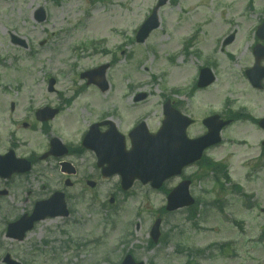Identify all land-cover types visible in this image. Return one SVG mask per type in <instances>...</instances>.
<instances>
[{
  "label": "rangeland",
  "instance_id": "obj_1",
  "mask_svg": "<svg viewBox=\"0 0 264 264\" xmlns=\"http://www.w3.org/2000/svg\"><path fill=\"white\" fill-rule=\"evenodd\" d=\"M156 2L0 0V84H13L10 93L0 88V96L31 94L34 108L49 104L61 110L47 125L35 121L38 154L52 137L76 143L101 118L115 122L125 136L142 119L155 132L167 95L198 121L190 137L204 129L202 118L228 109L225 100L231 111L245 108L253 117L264 115V92H253L245 78L247 47L254 39L253 27L264 18V0H169L159 10L160 27L138 44L136 30ZM40 8L43 22L35 20ZM230 31L235 40L219 49ZM13 35L27 47L12 45ZM209 59L215 64V81L191 96L197 70ZM101 64L110 65L105 75L110 88L102 93L79 77ZM50 75L54 92L48 90ZM171 89L182 93L174 95ZM136 93L147 94V100L134 104ZM246 124L223 133L235 142L214 150L216 165H193L186 171L196 202L189 213L159 212L166 195L141 183L122 193L119 178H102L84 153L76 160L80 172L74 187L68 189L72 214L67 219L43 221L19 243L6 237L3 224L21 216L25 207L13 202L21 197L0 199V264L6 254L21 264H120L126 255L145 264H264V159L259 156L264 134ZM245 139L246 147L237 143ZM218 165L226 168L230 180L214 182V174L225 173L214 171ZM39 166L42 198H47L63 187V176L53 160ZM86 180L96 183L95 188ZM177 183L171 180L166 188ZM231 183L242 192L231 190ZM158 218L161 239L150 246L149 232Z\"/></svg>",
  "mask_w": 264,
  "mask_h": 264
},
{
  "label": "flooded vegetation",
  "instance_id": "obj_2",
  "mask_svg": "<svg viewBox=\"0 0 264 264\" xmlns=\"http://www.w3.org/2000/svg\"><path fill=\"white\" fill-rule=\"evenodd\" d=\"M19 46L23 48L26 47L24 43H19ZM247 48V57L250 59V63H248V66L250 65L249 68L253 67L258 59V67L264 69V40L259 41L253 39ZM3 61L4 60L1 59L0 56V68H3ZM1 79L2 74L0 73V82L2 81ZM12 86L13 84L10 83L0 84V88L6 93L11 92ZM251 90L259 94L263 93L264 81L261 90L255 88ZM175 105L178 110L182 109L180 103ZM49 107L56 110L58 112L57 115L48 122L40 123L49 124V122H52L59 116L61 110L54 106L49 105ZM37 110L38 109L34 108V101L31 94L26 97L20 94H5L4 96H0V199H2L1 202H5V199L11 200L9 198L14 199L21 197L20 200L17 199V202L15 199L13 202L14 204L17 203V207H19L20 204L24 206L23 214L29 215L33 211L34 206L43 201L39 166L40 157L38 155L36 133V122H39L36 119ZM252 118L248 113H240V111L236 113L227 111V115L224 117L225 120L229 121L230 126H234V124L238 123L244 126L245 122L250 124L249 121ZM101 130L104 132L105 127ZM205 131L206 129L204 128V131L199 133L198 136H202ZM261 133L264 134V130H261ZM262 140L264 141V137L261 141ZM81 141L82 140H78L75 143L76 145H67L68 155L62 158V160L51 157V159L58 160L57 165H59V174L63 176L61 183L63 187L59 189L64 192L67 204L68 200L71 198L67 188L74 187L72 184H69L71 187H68L67 181L70 182V180L80 172V166L76 163V160L82 159L83 153L84 155L89 154L92 157L93 164L91 165V169L95 172H100L95 161V155L84 150ZM47 148H49V146ZM261 152L264 154V148L261 149ZM209 157L211 158V156ZM66 162L69 165L63 166L62 163ZM73 170L75 173L72 177H69L67 174ZM71 212L72 210L69 208V214H71Z\"/></svg>",
  "mask_w": 264,
  "mask_h": 264
},
{
  "label": "water",
  "instance_id": "obj_3",
  "mask_svg": "<svg viewBox=\"0 0 264 264\" xmlns=\"http://www.w3.org/2000/svg\"><path fill=\"white\" fill-rule=\"evenodd\" d=\"M166 1L167 0H160L159 4L154 8L152 15L148 18V21L140 29L137 37L139 42H143L147 35L158 26L157 10L159 9L158 7L162 6ZM39 19L43 20L44 17L41 16ZM105 69L106 67H102L100 70L91 71L90 73L82 76L88 77L89 82H91L93 77L92 75L98 74L102 78L98 87L105 91L107 89L106 81L103 76ZM257 79V77L252 78L256 85H258ZM212 80L213 76L211 72L203 70L199 80V86H207ZM142 98H144V96L138 97L137 100ZM166 106L168 112V123L163 124L156 135H150L143 124L137 127L130 135L133 140L132 149L128 152L123 150L124 152L120 155L116 164L112 166L110 171L105 173V175L107 174L108 176L118 173L121 176V184L124 190H127L133 184L132 182L135 179H139L144 184L150 182L152 187L160 188L163 181L171 176L180 174L182 167L199 160L203 147L219 142V129L212 131V133L209 132L206 137L207 139L212 140V142L208 144L206 143L205 146H200V143L197 140L189 141L188 138L185 137V130L190 122L187 118L180 115L178 116V114L174 110L170 109L168 105ZM179 120L181 122L180 127H178ZM111 130V133L114 136H117L116 130L113 128ZM175 131H177L176 135L181 139L183 144L181 149L173 147L168 148L166 145V136L169 135V133L173 134ZM52 143L58 145L60 144L57 140H53ZM97 151L99 152V150ZM188 185L189 182L185 181L178 188L172 191L171 195L168 197V211L182 208L183 206H190L194 203L189 196ZM59 196L61 195L56 194L52 197V200L43 202L44 215L42 218H45L46 216L53 217L62 211L66 214L63 204L58 199ZM40 212L41 209L36 210V214H39ZM158 225L159 221L154 224L151 233L154 242H157L159 238ZM124 260L123 264H136L129 256H127Z\"/></svg>",
  "mask_w": 264,
  "mask_h": 264
},
{
  "label": "bare ground",
  "instance_id": "obj_4",
  "mask_svg": "<svg viewBox=\"0 0 264 264\" xmlns=\"http://www.w3.org/2000/svg\"><path fill=\"white\" fill-rule=\"evenodd\" d=\"M192 2L194 1V0H191ZM87 96V95H86ZM94 101H96L95 99H94Z\"/></svg>",
  "mask_w": 264,
  "mask_h": 264
}]
</instances>
